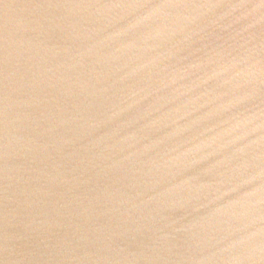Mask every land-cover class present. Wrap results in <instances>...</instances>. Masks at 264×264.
<instances>
[{
    "label": "water",
    "instance_id": "1",
    "mask_svg": "<svg viewBox=\"0 0 264 264\" xmlns=\"http://www.w3.org/2000/svg\"><path fill=\"white\" fill-rule=\"evenodd\" d=\"M0 264H264V0H0Z\"/></svg>",
    "mask_w": 264,
    "mask_h": 264
}]
</instances>
